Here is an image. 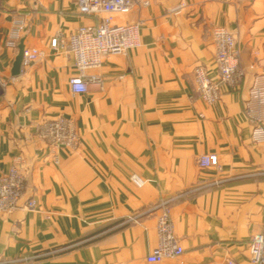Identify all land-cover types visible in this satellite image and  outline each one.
I'll use <instances>...</instances> for the list:
<instances>
[{
	"label": "crops",
	"instance_id": "crops-1",
	"mask_svg": "<svg viewBox=\"0 0 264 264\" xmlns=\"http://www.w3.org/2000/svg\"><path fill=\"white\" fill-rule=\"evenodd\" d=\"M145 1L114 16L140 22V47L104 58L86 72L102 86L73 94L72 59L50 40L95 18L77 0H0V175L21 158L25 178L17 208L0 214V264H251L249 242L264 230V144L246 108L264 70V0ZM16 20L24 27L10 47ZM217 27L234 33L245 76L208 106L193 70L217 78ZM20 42L42 55L12 76ZM58 118L72 120L76 149L47 146L42 129ZM208 154L216 167L199 166ZM162 201L183 254L148 263Z\"/></svg>",
	"mask_w": 264,
	"mask_h": 264
},
{
	"label": "built area",
	"instance_id": "built-area-1",
	"mask_svg": "<svg viewBox=\"0 0 264 264\" xmlns=\"http://www.w3.org/2000/svg\"><path fill=\"white\" fill-rule=\"evenodd\" d=\"M148 4L145 0H77L79 13L82 16L95 18L96 23L93 26L81 27L67 36L57 33L50 40V47L53 50H62L72 59L74 74L69 78L68 85L73 94L87 93L89 84L102 86L100 78L87 77L86 72L99 68L104 58L116 55L127 56L140 47V22L118 24L115 23L114 16L147 7ZM23 27V21H14L8 41L10 47H16ZM212 36L217 78L211 79L202 66H196L193 70L195 91L208 106L218 103L222 86L237 87L245 76L234 33L217 27L213 29ZM41 55L42 53L36 49H24L21 66H28ZM251 93L254 101L257 102L255 108L251 104L246 108V115L252 123L251 138L255 143L264 144V70L253 79ZM42 137L52 151L74 150L79 144V136L74 124L72 120L66 118L47 122L42 129ZM53 160L58 163L57 155L53 156ZM20 163L21 158H16L9 171L0 175L1 215L12 214L23 196L25 178L18 168ZM217 163V157L213 154L198 159V164L202 168L216 167ZM131 181L137 187L144 185V181L137 176H131ZM34 205L33 200L27 202L28 209H33ZM134 220V217H129L127 222ZM155 231L157 243L146 261L157 263L180 258L183 248L174 235L167 201L159 204ZM248 253L251 264H264V230L251 238Z\"/></svg>",
	"mask_w": 264,
	"mask_h": 264
},
{
	"label": "water",
	"instance_id": "water-1",
	"mask_svg": "<svg viewBox=\"0 0 264 264\" xmlns=\"http://www.w3.org/2000/svg\"><path fill=\"white\" fill-rule=\"evenodd\" d=\"M23 52H24V46L20 42L18 45V53H17V56L13 62V66H12V71H11L12 76H17L20 73Z\"/></svg>",
	"mask_w": 264,
	"mask_h": 264
}]
</instances>
